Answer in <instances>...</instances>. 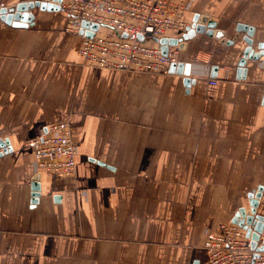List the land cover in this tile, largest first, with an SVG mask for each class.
Wrapping results in <instances>:
<instances>
[{
  "label": "crops",
  "instance_id": "crops-1",
  "mask_svg": "<svg viewBox=\"0 0 264 264\" xmlns=\"http://www.w3.org/2000/svg\"><path fill=\"white\" fill-rule=\"evenodd\" d=\"M178 1L190 25L207 17L236 38L176 47L189 87L169 71L83 65L63 11L35 9L27 28L0 19V264H205L206 231L232 224L260 187L264 217V57L237 79L238 26L264 42V0ZM58 122L77 147L64 178L36 173L26 147Z\"/></svg>",
  "mask_w": 264,
  "mask_h": 264
},
{
  "label": "built area",
  "instance_id": "built-area-1",
  "mask_svg": "<svg viewBox=\"0 0 264 264\" xmlns=\"http://www.w3.org/2000/svg\"><path fill=\"white\" fill-rule=\"evenodd\" d=\"M5 7L0 0V15ZM60 8L68 18L66 32L82 36L83 65L94 68L166 73L178 63L176 47L164 56L156 40L182 38L193 26L186 20L189 3L178 0H62ZM91 25L98 29L93 31ZM217 82L210 79V84ZM26 147L34 156L36 173L74 175L77 147L68 122L51 124ZM204 238L205 264H264V252L256 251L246 230L236 224H221L216 232L206 231Z\"/></svg>",
  "mask_w": 264,
  "mask_h": 264
},
{
  "label": "water",
  "instance_id": "water-1",
  "mask_svg": "<svg viewBox=\"0 0 264 264\" xmlns=\"http://www.w3.org/2000/svg\"><path fill=\"white\" fill-rule=\"evenodd\" d=\"M62 0H41L35 2H21L9 8H3L1 10L0 19L8 25L14 28H27L34 21V15L32 13L35 9H40L41 11H61L60 4ZM87 27L88 23H84ZM91 29L96 31L98 29L97 25H91ZM237 32H244L246 36L243 41L246 43V48L243 52V57L241 58L238 66V76L237 79H245V65L247 60L259 61L264 57V42L258 44L256 47L253 37L255 35V29L238 26ZM206 34L209 37L216 39L222 45H232L234 40H226L224 38V32L221 30H216V23L209 21L207 17L195 16L193 19V26L188 28L183 34L182 38H162L156 41L161 45V51L164 56L168 55L170 47H179L181 50L184 48L186 42L196 35ZM89 37H93L92 33L88 34ZM143 40L142 37L139 38ZM191 63H173L169 68V73L183 75L184 84L189 87L194 80L191 79ZM217 72V67L212 69V75L215 76ZM38 180V177L37 179ZM33 190V203H38L40 197L41 187L40 184L36 183L32 185ZM263 197V188L260 187L257 194L250 195V208L240 209L236 214L233 224L242 227L247 232V237L252 241V247L258 252H264V245L260 244L261 234L264 231V217L257 214V209L260 204V200ZM195 264H199L196 262Z\"/></svg>",
  "mask_w": 264,
  "mask_h": 264
},
{
  "label": "rangeland",
  "instance_id": "rangeland-1",
  "mask_svg": "<svg viewBox=\"0 0 264 264\" xmlns=\"http://www.w3.org/2000/svg\"><path fill=\"white\" fill-rule=\"evenodd\" d=\"M5 5H6V0H5ZM36 10H38V9H36ZM68 20V19H67Z\"/></svg>",
  "mask_w": 264,
  "mask_h": 264
}]
</instances>
